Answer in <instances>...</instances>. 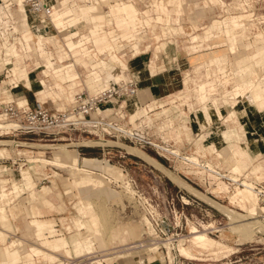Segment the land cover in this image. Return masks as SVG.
Here are the masks:
<instances>
[{"label": "rangeland", "instance_id": "rangeland-1", "mask_svg": "<svg viewBox=\"0 0 264 264\" xmlns=\"http://www.w3.org/2000/svg\"><path fill=\"white\" fill-rule=\"evenodd\" d=\"M49 1L52 4L57 2L58 0ZM79 1H81V4L98 1L100 4H98L99 11H107L109 6V8L111 9V14H113L112 8L117 5L119 6V4H121L122 1L124 2L125 0ZM129 1L130 3L133 2L134 4H136L141 10L140 15H138V17L136 15V17L134 18L135 20H137V27H133L132 22H130L129 20H117L116 15L113 14V17L111 18L112 23H110V26L108 27L101 28L97 25L94 26L93 23H87L84 22L83 19H81L82 23H78L76 27L70 29V31L78 32V35L76 36V38H74V41L83 40L84 46L88 48V57H85L83 54L74 57L67 46L68 42L70 41L67 38L69 33L61 32L60 29L57 28L51 29L50 31H45L43 27H40V29H36V32L39 36L48 35L51 36L52 39L51 42L46 43L43 46L38 45L37 51H46V53L52 55L53 61L52 63H50L54 64L55 67H59V65L65 66L71 63L75 64L74 71L82 75L81 78L84 81V84L86 76H90L94 79H99L100 82H102L101 87H85L84 93H96L105 88V86L114 82L116 79L118 80L119 78L123 77H126V79L135 80L138 83L137 86L140 92L143 89L141 88V83L144 82L145 78H147L149 75H152L150 72L152 68L148 66L149 63L150 65L154 63L153 60L155 59L154 54L156 52V47H158L159 44L162 45V42H167L166 45L163 44L161 46L162 49L160 48L161 50H159V52L157 53L158 57L155 59V70H157L158 72L166 70L164 73H167L174 69L178 71L179 81L181 80L178 87L181 88H179L180 91H177V93H173L175 94V96H172L171 100L178 99L187 104L191 99H193L194 102H196V100L201 101L199 96L201 95V97L205 99V95L208 94V100L203 101L205 102V104H203L202 110H199L198 112L193 110L194 113H197L193 115V117L199 116L198 118L202 117V119H204L205 116L202 114V111L204 114H206L207 112L211 113L212 120L214 121V123L215 121L217 122L215 125L218 126L221 131L222 128H225L228 125L229 132L227 133L230 135L232 133L238 132V129H240L238 124H240V122L248 120V114L246 115L244 110L239 109V113L237 114L238 107H235V105L238 103V101L257 106L264 116V95L263 97H260L259 94L260 91H262L260 82L264 78V37L262 36V34H259V32H255L251 34L254 35V37L249 40L248 37L250 36V34H248L247 31H243L245 33V43L241 42V44L239 45L235 44L229 47L230 55H228V57L224 58L223 60H204L201 61L199 65H196L197 63H193L190 61L193 55H187L188 51L193 52L199 49L191 47L189 50H187V45L195 46L198 44L192 42L188 44V40L194 41L192 39L194 35H202V33H204V31L208 27L213 25L215 20H222L224 17L221 16L225 15L227 11L230 15H233L231 14L233 12L241 15L242 22L243 20H247V14H241L240 9H238L240 5H242V0H189V2L187 3V8L196 24L192 22L191 16H189L185 10L181 9L180 0ZM2 2L3 0H0V4H2ZM5 2L16 3L19 7H22L21 12L26 13V17L28 19L27 15L30 11L27 10L26 0H5ZM125 2L123 4H125ZM246 2L250 6H254V4H257L258 8L259 6H261V9L264 12V0H247ZM162 7H168V10H170L169 13L173 15V19L170 22L165 19L163 21H158L157 17L160 13H162L160 10ZM66 9L68 10L70 9V7ZM93 9L94 7L90 8V10ZM200 12H202V15L200 14ZM72 13L75 17L81 18L79 17V13ZM229 14H227V16H230ZM119 24H123V26L119 27ZM8 28L9 26L3 27L4 30H7ZM95 30H98L100 33L102 32L101 35L108 38L109 42L113 46L112 49L101 51L98 48V46L94 43L96 37L94 34ZM128 31L130 33L127 36L126 34L128 33ZM214 33L219 34L217 30H214ZM256 34H259L258 37H255ZM5 36H7V32ZM20 37V33L16 34L17 43H19ZM231 37H233V41L237 40V28L232 32ZM259 37L261 38L259 39ZM172 40L177 41L178 44L170 42ZM40 41L41 40H39V43ZM223 41H225L224 37H218L215 38L212 42ZM131 43L134 44L132 45ZM130 45L135 50V55H137V57L131 60L130 58L133 55L132 53L128 54V59L122 58L124 56V53H121L120 50ZM227 48V46H224L214 50H219L223 53L228 52ZM236 48L239 49L238 52H236ZM33 50L36 49L33 48ZM18 51H21L20 44H18ZM144 51L148 52L145 53ZM39 52L38 54L43 57H37L38 54L36 53L35 57L33 55L34 59L27 60L25 64L30 65V67H32L31 73L36 74L37 81L36 83H32L31 87L33 88L36 84L37 87H39L38 90L40 91L37 90L38 92L33 93L31 87H23V90L28 89V92L15 89L14 91H16V95L21 97L26 96L33 103L41 102L46 105L47 108L53 111L56 109L68 107L73 99V97L70 98L68 90V88L72 85L68 86L67 81L63 80L62 76H59L55 72V69L48 68V65L35 69L36 63L40 61L41 64H43L44 57L46 56L40 54ZM57 53H63L64 57H66V61H62L61 63L57 58H55V54ZM100 54H103V56H99ZM115 54H117L125 63L128 62L130 64L129 69L124 71L122 67L116 66L117 64L113 60V55ZM142 56H144L143 58H145V63L147 66L145 65V68L144 70H142V72L134 71L131 64H133V62L137 60L136 58ZM0 61H2V59H0ZM13 61L15 60H10L11 64L8 66L9 68L11 66L12 72H15V74H17L18 67L16 65H12ZM83 62L86 63L85 66H83ZM140 63L139 65H141ZM160 66L164 67L160 68ZM195 66L197 67V71ZM5 70H8V67ZM45 70L48 71V76L44 75ZM186 72H189L191 76L184 78ZM43 79L46 81L45 87L48 88L47 90L51 95L49 97H46L45 102H43V96L42 93H40L44 90V85L42 86L38 82V80ZM207 80H209L210 84H214V86L210 85V87L207 88V93L200 92V87L207 86ZM70 84H72V82H70ZM262 86L264 87L263 84ZM82 88L80 87V89ZM240 88L242 90L244 89V91L239 95L237 92L240 90ZM191 89L196 90L191 91ZM79 91H77L76 94L79 93ZM173 94L170 92L169 95ZM149 98L150 97H146V100H142L140 95H138V97H135L134 102L130 103L131 109L128 108L126 103L125 105L129 113L132 115L133 111H135L132 110L135 108V102L139 100L147 101ZM228 103L233 107H229V105H227ZM215 105H226L224 108L221 107V110L225 114L224 120H218L220 118L215 114L216 108L212 107ZM245 110L247 111V113L251 114L254 109L253 107H247ZM158 111L159 110L154 111V116L159 117L160 119L159 121H157V131H161V133H168L165 134L167 143L170 142L169 144H172L174 146V142L176 143L177 141L178 143L173 148H177V150L181 151L183 155H188L187 157L195 155L200 159L201 164L210 161L209 166L213 167V169H216V171L219 172L220 175H222V173L218 171L217 168L222 169L223 171L226 169L228 171H232V173H230V177L232 178H238L240 175H244L245 179H243V181H248L253 186L255 185L253 180H264V155L260 157L258 161H255L252 164L247 163V160L241 159L240 155L237 154V150L241 149L239 140H235V138L232 137H230L229 139H227L226 137L222 138L221 135L215 136V138L206 139L205 141L204 136L202 138L193 139L190 135H188L187 139H177L176 141L172 140L174 139L173 127L175 125L171 118L169 119V122L160 124L159 122L162 120V116L160 113H158ZM232 112L236 114L230 116ZM171 114L173 116V112H171ZM222 115V113H219L220 117ZM225 119H227V121H225ZM222 122H224V124L226 125L225 127L222 126ZM245 130L247 133V129ZM246 135L247 137L243 138V142H245L246 145L248 144V142H250L248 146H250L249 148H252L251 146L253 140L250 141V137L252 135ZM94 139L97 138L87 132L70 131L68 134L59 133L55 135H45L41 133L32 136H21V139L19 140L21 141V144L18 146L15 145V142H7L13 144L14 146L8 147L10 156L5 157L12 158V160L17 157L21 158V160H19V163L16 165H14L10 160L6 164L10 166L12 165L10 172L3 175L4 178H8V187L10 186L11 188V185L14 181L19 182L20 171L22 168L29 169L33 174L35 181L37 182L39 189L43 188L44 186L52 189L55 197H52V195H46V197H49L52 200L53 198H56V203H62L65 208L64 210L51 209L50 211H48V206L44 207L41 202L42 193L38 194L36 198H33L28 194V191H25V193H22L19 197H16L14 202L6 204L8 217L13 227L11 230L12 233H8V235H10L13 239L24 237L26 241V243L23 242L19 246L20 250L22 251L24 260L30 258L29 255L30 253H32V248L37 247L41 242L37 241L34 236H31V234L23 235V229L19 230L17 224H19L22 219L24 221V217L28 215L29 207L31 205H34L35 202H38L41 205L42 209L46 211L44 216L54 218L56 228L62 231L64 235L68 237L72 245V236L68 232L65 223L68 221V219L70 220L74 217H80L78 211L79 196L76 195L79 190L77 191V189H73V193L71 194L64 193L65 188L72 184V177L83 180H94L100 183L99 185L101 186L97 188H94L92 185L80 186L79 192L84 202L87 203L90 201L94 205L95 211L99 214L100 219L103 223L102 233L104 236L95 237L96 248L94 250V253L87 254L86 252H84V255L81 257H78L75 255V253H73V259H68L66 258V256L64 257L62 252H58L63 256V259L66 263L140 264L141 261H144L145 264H153L154 262L151 261L156 260L155 255L149 252L150 249H137L135 251L125 249V247L130 245H125V243L127 244L139 239L145 232L146 229L144 227L143 216L139 211H137V209H133L130 206V192L127 191L128 193H130L129 195L121 188L111 186L106 179L99 175V172L108 173L111 176H109L110 178L123 180L127 178L126 173L124 172L125 175H121L119 173V175L117 176L116 174L108 172L104 168V165H106L107 163L101 160L104 153V149L102 148V146L91 145V142L88 143L89 145H80L82 142L84 143ZM117 142L126 144L133 148L129 149L125 147L124 149H121L118 147H114L111 150L113 154V162L111 163L112 166L120 167V164H123L124 167H127L128 172L138 181L142 183L151 181L153 178L146 172V168H152L155 165L139 156L140 152L144 151L151 157L155 158L158 162H160L161 165H158L161 166L160 170L165 172L168 176L164 177L166 181L172 183V178H170V176H172L179 182V184L173 183V188L176 191L179 190L181 193L188 197H194L193 194L197 193V195H199V198L203 200L201 201V205L203 208L202 210L189 208V212L198 215L200 218H204V229H201L200 231L206 232V235L209 236L212 241L202 244H194L191 241L193 239L191 233L187 236L186 240L180 243L179 248L183 246L182 249L186 248L188 251L190 248H194L193 250L198 255V257L204 259L203 261L197 260L200 261L199 264H264V230L260 231L252 228L251 231L246 233H239L238 231L236 232V230L234 231V229L231 228L230 223L232 222L230 218L226 214H224V212L220 208L216 207L219 210L218 211L217 209L208 205L209 202L205 200L208 196V198L213 199L214 201L219 202L224 206L232 208L235 212H240L245 215H248V212L254 213V215L259 213L257 216L261 220V223L264 225V202H261V197L258 193L252 191V189L250 188L248 189V187L244 188V186H236L233 185V183H227V181H223L221 180V178H219L221 177L220 175H217L215 173L213 175V172L211 171H205L203 173L197 174L200 176V178L196 177L195 169H189L192 168L191 165L193 164L188 162L189 164H191L188 165L184 163L183 160L175 159L171 155H159L152 149H141L140 147L128 141ZM222 146H227V148L225 149L226 153L229 154V162L227 163V166H224L223 164L224 158L221 151ZM263 146L264 142L262 144V147ZM2 147L3 146H0V148ZM180 147L181 149H179ZM204 148L206 149L202 154H207L205 156V160H203L199 156V154L193 153L195 150L200 151V149ZM73 149H77L81 157L98 158L99 162H96V164L92 166L89 171H77L74 166L75 162H73L72 156H69L71 155V150ZM247 149L248 148L244 149L245 153ZM105 150L107 151V149ZM125 151H127L128 154H126V157L121 158L120 155L125 153ZM40 154L44 156H38ZM59 154L69 156L68 158L66 157V160L62 161V163L65 164V168L56 165L53 166V163L50 164L51 161L53 162L59 160ZM32 158L40 160V162L47 165L30 160ZM260 161L262 164H258V162ZM37 164L40 165L36 167ZM0 165L3 164L0 163ZM31 166L34 167L31 168ZM119 172L123 171L119 169ZM155 174L162 175V173L156 169ZM202 175L208 177V179L212 183L211 186H206L203 180L199 182L196 179H201L203 177ZM194 181H196L199 185L193 183ZM239 188L245 190L246 193L251 196L254 205L252 209L246 210L236 201V195L240 191ZM218 191H222V193L217 195L215 192ZM233 195L235 196V198L231 200V197ZM9 199L10 198H8V201ZM256 201L258 206L256 204ZM247 204L251 205V200L247 199ZM13 207H17V209L20 211V216L18 219H15L10 213V209ZM207 212H210L211 217L205 216L207 215ZM231 215L232 214H230V216ZM63 217L67 219L65 223L62 222ZM213 220H216V222L220 223V225L222 226V232L219 234V236L209 234L205 230L209 226L208 223L212 222V224H214ZM195 228L198 229L197 226L191 224V230H195ZM116 231H118L120 234H124L125 238L123 241L120 240V237L115 238L113 236L114 232ZM33 241H35V244H32ZM35 258L38 264H60V259L52 260L45 255H41ZM144 258H148V260L146 259L145 261ZM18 264L24 263L21 262Z\"/></svg>", "mask_w": 264, "mask_h": 264}, {"label": "crops", "instance_id": "crops-1", "mask_svg": "<svg viewBox=\"0 0 264 264\" xmlns=\"http://www.w3.org/2000/svg\"><path fill=\"white\" fill-rule=\"evenodd\" d=\"M16 1H19V0H16ZM125 1H127V2H125ZM125 1H124L125 4H123L124 2L122 1V3L119 4V6L117 5V6H114L112 8L113 14L116 15L117 20H120V21L129 20L130 22H132L133 27H137V23H136L137 20H135L134 18L136 17V15H137V17H138V15H140L141 10L133 2L130 3L129 0H125ZM188 2H189V0L188 1L187 0H180V7L182 10H185L189 16H191V13L189 12V10L187 8ZM98 4H99L98 1L97 2L96 1L91 2V3L87 2V4L86 3L81 4V1H79V0H58L57 2L52 3V5L54 7V14L52 15V17H50L48 19L50 22L53 23L55 28L60 29L61 32H64V33L68 32L69 33L67 38L70 41L68 42L67 46H68L69 50L72 52V55L74 57H77V56L82 55V54L85 57L89 56L87 54L88 48H86L84 46L83 40L74 41L75 40L74 38H76V36L78 35V32L77 31H70V29L76 27V25L78 23H82L81 19H83L84 22L93 23L94 26L97 25L98 27H101V28L102 27H108V26H110V23H112L111 18L113 17V14H111V9L109 8V6H108L109 9L107 11L103 10L101 12L98 10ZM68 7H70V9L67 10L66 8H68ZM91 7H94V9L90 10ZM21 9H22V7H19L16 3H6L5 0H3L2 4H0V25L8 26L10 21H13V23H14L13 29L17 32L20 31L19 33L21 34L19 43H17L16 41H8V36H5L3 44L0 43V52L5 51L7 53L6 58L2 59V56L0 57V59H2V61H0V72H2L1 67H3V69L6 68V65L8 63H11L10 60L14 59L15 61H13L12 65H16L18 68H17V74H15V72L14 73L12 72L13 77L11 78V81L16 82V83H21V87H16V89H18L19 91L28 92V89L23 90V87H31L32 83H36L37 80H36V74L31 73L32 67H30V65L25 64V62L29 59H31V60L34 59V57L36 56L35 54L36 53L38 54V52H39V51H37L38 45L43 46L46 43L51 42L52 39H51V36H48V35L39 36L36 32L37 27L34 25V23L32 21V15H30L29 14L30 12H29L27 15L28 16V19H27L26 13L21 12ZM84 10H85V12H84ZM160 10L162 13H160L158 15V17H157L158 21H163L165 19V20H168L170 22L173 19V15L171 13H169L170 10H168V7H162ZM72 12L79 13V17H81V18L75 17ZM226 13L229 14L228 12H226ZM226 13H225V15L221 16V17H224L222 20H215L213 25L208 27L204 31V33H202V35H194L192 37V39L194 41L188 40V44L191 42L192 43H198V44L195 46H188L187 45V47H186L187 50H189L191 47L192 48H199L196 51H193V52L188 51L187 52L188 56L193 55V57L190 60L191 62H193V63L195 62V63H197L196 65H199V63L201 61H204V60L205 61H211V60L214 61L217 59L223 60L224 58L228 57V55H230L229 47H231L235 44L239 45V44H241V42L245 43L246 39L244 37V34H245L243 32L244 30L241 26V23H242L241 15H239V14L230 15L229 14L230 16H227ZM200 14L202 15V12H200ZM236 17H237V19H236ZM67 18H68V20H67ZM191 19H192V16H191ZM43 21L44 22L41 24L40 27L46 26L45 22H47V19L43 18ZM192 22L194 24H196L194 19H192ZM87 23H85V24H87ZM118 26L121 27V26H123V24H119ZM236 28H237V40L233 41V37H231V34ZM214 30H217L219 32V34H215ZM94 32H95L94 34L96 36L94 43L98 46V48L101 51H105V50H109V49L113 48V46L109 42L108 38L101 35L102 32L100 33L98 30H95ZM129 33L130 32L128 31V33L126 35L128 36ZM3 34H6V33L4 32ZM218 37H224L225 41H223V42H212L215 38H218ZM39 40H41L40 43H39ZM170 42H174L175 44L176 43L178 44V42L175 40H172ZM18 44L21 45V51H18ZM163 44L166 45L167 42H162V45ZM162 45L159 44L158 47H156V52L154 54L155 59L158 57L157 53L159 52V50L162 49L161 48ZM28 46H29V48H28ZM224 46L228 47L227 48L228 52L222 53L219 50H214V49L224 47ZM33 48L36 50H33ZM204 51H208V52H204ZM238 51H239V49L236 48V52H238ZM144 52L147 53L148 51H144ZM39 53L42 55H46V56L44 57L43 64H41V62L38 61L36 63L35 67L39 68V67H43V66L48 65L47 66L48 68L55 69V72L59 76H62L63 80L67 81L68 86L72 85L71 87L68 88L70 98L73 97V99H74V96H75L74 94H76V92L79 90H80L79 92L84 91L85 87H101L102 86V82H100L99 79H94V78H91L90 76H86L85 84H84V81L81 78L82 75L78 74L77 72L74 71V69H75L74 65L75 64L71 63V64H67L65 66L59 65V67H55L54 64H51L53 61L52 55L46 53V51L45 52L44 51L39 52ZM132 53H133V50L127 51V55L125 54L122 58L128 59V57H129L128 54H132ZM135 54L136 53H134L132 55V57L130 58L131 60L134 59L135 57H137V55H135ZM33 55H34V57H33ZM55 55H56L55 58H57L61 63H62V61H66V59H65L66 57H64L63 53H57ZM256 55H254V56H256ZM39 56H41V55L38 54L37 57H39ZM12 57H14V58L11 59ZM41 57H43V56H41ZM143 57L144 56L136 58L137 60L134 61L133 64H131L134 71L142 72V70H144L146 63H145V58H143ZM155 59L153 60L154 61L153 64L150 65V63H149L148 67L152 68L150 71L152 75H149L147 78H145V81L141 83L142 84L141 88H143V89L139 92V95H140L142 100H146L145 99L146 97H150L149 99H152V98L155 99L153 101V103H150V106H153V105L155 106V103L159 104V106L161 108L158 109L159 110L158 113H160L162 116L161 117L162 120L159 122L160 124H162V123L164 124L166 122H169V119L171 118V120L173 121V123L175 125L173 127L174 139H172V140L176 141L177 139H179V140L187 139L188 135H190L191 138H193V139L202 138L204 136V138H205L204 141H205L206 139L215 138V136L221 135L222 138L226 137L227 139H229L230 137H232V138H235V140H239V143L241 144L240 148L242 150L238 149L237 154L240 155L241 159L247 160V163L252 164L253 162L258 161L260 159V157H262L264 155V146L262 147V144L264 142V116L261 113V110H259L257 106L251 105V104H246L245 102H242V101H238V103L235 105V107L236 106L238 107L237 108V114L239 113L238 112L239 109L244 110L246 115L248 114V116H247L248 120L244 121V122L239 121L240 124H238V125H239L240 129H238V132L232 133L229 135L227 133V132H229L228 125L226 126L224 124V122H222V124H223L222 126H224V127L226 126V127L222 128V131H221V129H219V127L215 125L217 122L215 121V123H214V121L212 120L211 113L207 112L206 114H204L202 111V114L205 116V117L203 116L204 119H202V117L198 118L199 116L193 117V115L197 114L196 112L194 113L193 110H195L197 112L199 110H202V106H203V104H205V102H203V101L208 100V94L205 95V97H206L205 99H203L200 95L199 98L201 101L196 100V102H194L193 99H191L187 104L183 103L181 100H178V99L171 100L172 96H175V94H173V93H177V91H180L179 88H181V87H178V85L181 81V80L179 81L178 71L176 69H174V70H171L167 73H164L166 70L158 72L157 70H155L156 69ZM113 60L117 64L116 66L122 67L124 71L129 69V67H130V64L128 62L125 63L117 54L113 55ZM139 63L141 65H139ZM85 65H86V63L83 62V66H85ZM62 66H63V68H62ZM163 67L160 66V68H163ZM195 68L197 71L196 66H195ZM198 70H199V68H198ZM11 71H12V69H11ZM124 71H123V73H124ZM44 75L48 76V71L45 70ZM188 76L190 77L191 75L189 72H186L184 78H187ZM38 82L42 86L44 85V90L41 91L40 93H42L43 102H45L46 97H49L51 95L49 94V92L47 90L48 88L45 87L46 81L43 79V80H38ZM70 82H72V84H70ZM206 82H207V84H206L207 86L206 87H200V92H206L207 88L210 87V85L214 86V84H210L209 80H207ZM260 84H261V82H260ZM137 85H138V83H137ZM80 87L81 88L83 87V88L80 89ZM261 87H262V84H261ZM183 88H185V87H183ZM188 88H193V87H188ZM38 89H39V87H37V85L35 84V86L32 88L33 93L40 91ZM195 90L196 89H191V91H195ZM261 90L262 91H260L259 94H260V97H263L264 87H262ZM243 91H244V89L242 90L240 88V90L237 93L240 95V93ZM170 92L173 95H169ZM25 98H26V96H24L22 98V100H24ZM148 100L142 101V102L149 103ZM227 105H229V107H231V108L233 107L229 103ZM225 106L226 105L212 106V107L216 108L215 114L217 117L220 118L218 120H221V119L224 120L225 114L221 110V107L224 108ZM247 107L248 108L253 107L254 110L251 112V114L247 113V111L245 110ZM171 112H173V116H172ZM219 113H222L223 115L220 117ZM234 114H236V113L232 112L230 114V116L234 115ZM225 121H227V119H225ZM245 129H247V133H246ZM165 134H168V133L167 132L163 133V138L166 141ZM246 134L252 135L250 137V139H251L250 141L253 140V143L251 146L252 148H249L250 146H248V144H250V142H248L247 145L245 142H243V138L247 137ZM248 137H249V135H248ZM95 140H100V139H95ZM102 140H107V139H102ZM0 143H2L1 140H0ZM82 143L80 145H82ZM177 143H178L177 141H176V143L174 142V146H176ZM170 145H172V144H170ZM119 146H121V145H119ZM226 148H227V146H222V148H221V151L223 153L222 156L224 158V160H223L224 166H227V163L229 162V154L226 153V151H225ZM246 148H248L246 150L247 154L245 153V150H244ZM179 149H181V147ZM205 149L206 148L200 149V151L195 150L193 153L199 154V156L203 160H205V156L207 154H202L205 151ZM71 151H72L71 155H69V156H72V160H73V162H75L74 166L77 169V171H89V169H91L92 166H94L96 164V162H99L98 158L81 157L80 153L77 149H73ZM141 152L147 154L144 151H141ZM174 152L179 153L180 151L174 150ZM3 156L4 157L10 156V152H9L8 148H4V147L0 148V158ZM38 156L42 157L44 155L40 154ZM69 156H66V155L64 156L62 154H59L60 158L58 157V159H59L58 161L62 162L64 160H66V157L68 158ZM139 156L142 157L144 160L148 161L142 155H139ZM148 156H150V155H148ZM253 157H255V158H253ZM151 158H153V157H151ZM153 159L155 161H157L155 158H153ZM186 159H188L191 164L201 166L200 159L195 155L189 156ZM19 160H21V158H19V157L14 158L12 160V163L14 165H16L19 163ZM30 160L38 162V163H42V162H40V160H37L35 158H32ZM44 162H46V161H44ZM47 163H49V162H47ZM158 163L160 164V162H158ZM42 164H44V163H42ZM50 164H52V163H50ZM209 164H210V161L207 162L208 168L206 166L202 165L201 169H203L205 171H211L217 175H220V173H218L216 171V169H213V167L209 166ZM258 164H262L261 161L258 162ZM39 165L40 164H37L36 167H38ZM44 165H47V164H44ZM153 165H155V164H153ZM53 166H55V165L53 164ZM155 166L157 168L161 169V167H158L157 165H155ZM32 167H34V166H31V168ZM11 168H12V165L11 166L10 165H0V176H1V179H0V182H1L0 183V264H18L21 262L24 264H38L36 262L35 257L41 256V255H45L46 257H49L52 260L60 259V264H64L63 260L60 258L61 254L58 252H62L64 257L66 256V258H68V259H73V255H72L73 253H75V255L78 257L83 256L84 252H86L87 254L94 253V250L96 248L95 237L96 236H99V237L104 236L102 233L103 223L100 219L99 214L95 211V208H94V205L92 204V202H90V201L87 203L84 202L83 198L80 196L79 191H80V186H85V185L91 186L92 185L94 188H97L101 185H99L100 183H98L94 180H83V179H78V178L72 177V181H71L72 184L65 188L64 193L71 194V193H73V189H77V191L79 190L76 193V195L79 196L78 211H79L80 217H74V218H71L70 220L68 219V221L65 217L62 218V222L65 223L67 221L65 224H66V228H67L68 232L72 236V245H71L68 237H66L62 231H60L56 228L54 218L44 216L46 211L42 209L41 205L38 202H35L34 205H31L29 207L28 215L26 217H24V221L22 219V221L19 224H17V226H18L19 230L23 229V235L24 234H29V235L31 234V236H34L37 239V241H40L41 243L37 247L32 248V253H30L29 259H27V260L23 259L22 251L20 250L19 246L23 242L26 243V241H25L24 237L13 239V238H11L10 235H8V233H12L11 230L13 227H12V223L8 217V211L6 209V204L14 202L16 197H19L22 193H25V191H28V194L30 196H32L33 198H36V196L38 194L42 193V196H41L42 201L41 202L44 205V207L48 206V211H50L51 209L64 210L65 208H64V205L62 203H56V200H55L56 198H53V200H52L51 198L46 197V195H52V197H55L54 193L52 192V189L48 188L46 186L39 189L38 184L35 181L33 174L31 173V171L29 169H23L22 168L20 171L19 182L14 181L13 184L11 185V188H10V186L8 187V178H4L3 175L8 174L10 172ZM62 168H65V167H62ZM104 168L108 172H111L112 174H116L117 176L119 175V173L121 175H125L124 172H119V169H121L120 167L112 166V164H110V163H107L106 165H104ZM121 170H123V169H121ZM170 178H172V180L175 183L179 184V182L175 178H173L172 176H170ZM234 179L237 180V178H235V177H234ZM239 189L241 192L239 191L238 194L236 195V201L240 205H242L243 207L246 206L247 209H252L254 207V205H253V200H252L251 196L248 195L245 190H242L241 188H239ZM215 193L217 195H219L222 193V191H218ZM196 196H198V195H196ZM8 198H10L9 201H8ZM233 198H235L234 195L231 197V200ZM247 199L251 200V202H252L251 205L247 204ZM10 213L15 219H18L20 216V214H19L20 211L17 209V207L11 208ZM113 236L115 238L120 237L121 241H123L125 238L124 234H120L118 231L114 232ZM131 243H133V242H129L127 244L125 243V245L131 244ZM32 244H35V241H33ZM193 249L194 248L189 249L191 254L194 255L193 260H202L203 261L204 259L198 257V255L194 252ZM97 261H100V260H97ZM51 262H55V261H51ZM151 262H154V261H151ZM140 264H145V262L143 263V261H141Z\"/></svg>", "mask_w": 264, "mask_h": 264}, {"label": "built area", "instance_id": "built-area-1", "mask_svg": "<svg viewBox=\"0 0 264 264\" xmlns=\"http://www.w3.org/2000/svg\"><path fill=\"white\" fill-rule=\"evenodd\" d=\"M26 1L27 10L32 15V21L37 27L36 29H40L41 24L44 22L42 14L49 15L53 5L49 0ZM246 7L245 10L248 11L245 12L252 14L251 21L254 20L253 22L256 25L264 29V12L261 6L258 8L257 4H254V6L247 5ZM45 23L46 26L43 28L47 29L46 31L55 29L48 18ZM8 26L9 28L4 30V26L0 25L1 44L4 42V32H7L8 41H16V34H19L13 29V21H10ZM6 54L5 51L0 52V57L2 56V59L6 58ZM99 56H103V54ZM10 64L8 63L6 68H2V72H0V140L2 141L0 146L4 148L14 146L7 142H15V145L18 146L21 144V141H19L21 136H32L41 133L45 135L68 134L70 131H82L95 136L97 139L107 138L112 141H128L141 149H152L159 155L167 154L175 159H184V163L191 165L188 163L190 161L186 159L188 155H183L181 151L180 154L174 152L173 150H177V148H173V145L166 143L163 132L157 131V121L160 119L154 116V111L161 108L157 103H155L157 108L149 109L140 113L135 119L132 118L125 101L138 93L135 80L121 79L120 81H114L94 95L79 92L68 107L53 111L41 102L33 103L27 97L22 100L23 97L16 95L14 90L16 87H21V83L11 81L13 76L12 67L9 68L8 66ZM7 67L8 70H5ZM154 100L152 98L148 101L153 103ZM147 105L143 103L142 107L146 108ZM108 109L111 113L105 115L104 111ZM149 117L152 119L151 123L148 121ZM97 144L104 149L101 160L110 164L113 162L111 150L114 147L124 149V147L109 143ZM126 154H128L127 151L120 155L121 158L126 157ZM9 160L12 161V158L3 156L0 158V163L6 165ZM201 165L208 168L207 163ZM191 166L192 168L189 169H195L196 177L200 178L197 174L205 172L201 169L202 166L194 164ZM120 167L126 173V179L110 178L111 176L108 173L99 172V175L106 179L111 186L130 192L131 195L127 192L130 195V206L137 209L143 216L146 230L139 239L129 245L130 249L126 250L150 249L149 252L156 257L153 264H199L200 261L182 256L179 252V244L182 239L185 240L193 232L191 224L197 226L199 230L204 229V218L189 212V208L202 210L201 201L203 200L195 194H193L194 197H188L179 190L176 191L173 188V183H177L171 179L172 183L166 181L164 177H168L167 174L155 166L146 168V172L153 178L146 183L138 181L123 164H120ZM155 169L159 170L162 175L155 174ZM217 169L222 173L219 177L221 180L233 183L236 186H244V175H240L235 180L230 177L232 171ZM202 176L201 179H196L199 182L203 180L206 186H211L212 183L208 177ZM253 182L260 189L261 202H264V180L255 179ZM193 183L199 185L196 181ZM208 205L217 209L210 203ZM205 216H210V212H207ZM213 222L214 224L212 222L208 223L209 226L205 230L209 234L219 236L222 232V226L216 220H213ZM144 259L145 261L148 260V258Z\"/></svg>", "mask_w": 264, "mask_h": 264}, {"label": "bare ground", "instance_id": "bare-ground-1", "mask_svg": "<svg viewBox=\"0 0 264 264\" xmlns=\"http://www.w3.org/2000/svg\"><path fill=\"white\" fill-rule=\"evenodd\" d=\"M247 0H242V5H240V7L238 8V9H240V12H241V14H243V13H245V14H247L245 11H248V10H245V8H247L246 6L247 5H249V4H247V2H246ZM27 2V1H26ZM236 10H237V8H236ZM228 12V11H227ZM54 14V7L52 8V11H51V13L49 14V15H46V14H42V17L43 18H45V19H47V18H50V17H52V15ZM231 14H238V13H236V12H233V13H231ZM247 16H248V18H247V20H243V22L241 23V26H242V28L244 29V31L246 32L247 31V33L248 34H250V36L248 37V39L250 40L252 37H254V35H251V34H253V33H255V32H259V34H262V36L264 37V29H262L261 27H259L258 25H256L253 21L254 20H252L251 21V17H252V14H247ZM258 34V35H259ZM258 35L256 34L255 35V37H258ZM261 37H259V39H260ZM132 45H133V43H131ZM131 50H133V54L135 53V50L131 47V45L130 46H126V47H124L122 50H120V52L121 53H124V55L126 54L127 55V51H131ZM252 65V64H251ZM121 79H126V77H123V78H119L118 80L116 79L115 81H120ZM136 82V81H135ZM261 84H263L264 85V78L261 80ZM263 87V86H262ZM106 88V87H105ZM104 89V88H103ZM102 90V89H101ZM100 90V91H101ZM100 91H98V92H100ZM82 92H84V91H82ZM98 92H96V93H89V94H91V95H94V94H97ZM138 95H139V88H138V93H137V95L136 96H134L133 98L131 97V99L129 98V99H127L126 101H125V103L127 104V106H128V108L129 109H131L130 108V103L131 102H134V99H135V97H138ZM75 97V96H74ZM74 100V99H73ZM73 100H72V102H73ZM71 102V103H72ZM144 102H142V101H137V102H135V108L134 109H132V110H135V111H133V113H132V118L133 119H135L140 113H142V112H144V111H147V110H149V109H153V108H157L156 106H150V103H146V104H148L147 105V107L146 108H144V107H142V104H143ZM159 105V104H158ZM139 106V107H138ZM158 110V109H157ZM156 111V110H155ZM111 113V111L108 109V110H105L104 111V114L105 115H108V114H110ZM154 115H155V113H154ZM150 123L152 122V119L149 117V120H148ZM89 142H91L90 144L91 145H98L97 143H109V144H112V145H114V144H116V145H121V146H123V147H126V148H129V149H132L133 147H130V146H128V145H126V144H123V143H118V142H116V141H112V140H102V139H100V140H90ZM89 142H84V143H82V145H86L85 143H89ZM89 145V144H88ZM51 147V146H50ZM53 147V146H52ZM62 148V147H61ZM63 149V148H62ZM133 151V150H132ZM174 151V150H173ZM134 152V151H133ZM140 152V151H139ZM140 155H142L143 157H145V159H147L149 162H151V163H153V164H155V165H160L157 161H155L153 158H151L150 156H148L147 154H145V153H142V152H140ZM51 163H53L54 165H57V166H60V167H65V164H63L61 161H51ZM202 166V165H201ZM158 167H161V166H158ZM210 169V168H209ZM123 171V170H122ZM124 172V171H123ZM215 172V171H214ZM219 173V172H218ZM243 184H244V188H246V187H248V189L250 188V189H252V191H254V192H256V193H258L259 195H260V189H258L257 187H256V184L253 186L250 182H248V181H243ZM196 195H197V193H195ZM257 194V195H258ZM199 196V195H198ZM205 197V196H204ZM207 199H205L206 201H208L210 204H212V205H214L215 207H218V208H220L223 212H224V214H226L229 218H230V220H231V222L232 223H230L231 224V228L232 229H234V231L236 230V232L238 231L239 233H246V232H249V231H251L252 230V228L253 229H256V230H264V225L261 223V220L258 218V214L259 213H257V214H255L254 215V213H249L248 212V215H245V214H242V213H240V212H235L232 208H230V207H227V206H224V205H222V204H220L219 202H216V201H214V200H212V199H210V198H208V197H206ZM259 200H260V198H259ZM256 204H257V201H256ZM257 206H258V204H257ZM244 208L246 209V210H248L247 209V207L246 206H244ZM230 214H232L231 216H230ZM245 215V216H244ZM246 222V223H245ZM238 223H240V224H238ZM192 237H193V239L191 240L192 241V243H194V244H202V243H207V242H209V241H212L211 239H210V237L209 236H207L206 235V232H202V231H200V230H198V229H196L195 228V230H193V232H192ZM186 240V239H185ZM184 241V239H182L181 241H180V243L181 242H183ZM180 245V244H179ZM182 247L183 246H181L180 248H179V252L181 253V255L182 256H184V257H187V258H189V259H193V257H194V255H192L191 254V252H189L186 248H184V249H182ZM125 249H130V246H127V248L125 247ZM60 258L63 260V262H64V264H68V263H66L65 261H64V259H63V256L62 255H60ZM143 263H144V261H143Z\"/></svg>", "mask_w": 264, "mask_h": 264}]
</instances>
